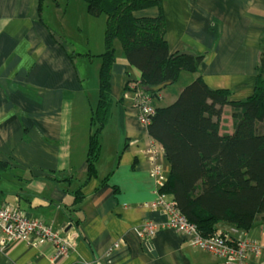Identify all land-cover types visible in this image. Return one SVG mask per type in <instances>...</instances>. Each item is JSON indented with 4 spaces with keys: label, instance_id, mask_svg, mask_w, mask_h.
<instances>
[{
    "label": "crops",
    "instance_id": "1",
    "mask_svg": "<svg viewBox=\"0 0 264 264\" xmlns=\"http://www.w3.org/2000/svg\"><path fill=\"white\" fill-rule=\"evenodd\" d=\"M44 1L0 0V206L22 210L72 243L55 264H225L193 247L168 228L165 213L148 207L154 184L143 153L146 131L134 93H123L141 74L122 53H116L111 78L116 120L112 114L102 130L97 174L84 184L98 87L88 84L77 57L70 60L55 40L62 36L45 22ZM162 12L170 51L203 56L198 74L209 88L228 89L235 100L251 94L264 52V0H164ZM139 15L152 17L157 9ZM190 75L192 82L197 74ZM232 129L227 106L220 132ZM78 188L83 197L75 202ZM147 221L158 226L146 242L154 256L138 235ZM249 235L261 252L245 264H264V224ZM53 252L47 242L37 248L0 244V264H52Z\"/></svg>",
    "mask_w": 264,
    "mask_h": 264
},
{
    "label": "trees",
    "instance_id": "2",
    "mask_svg": "<svg viewBox=\"0 0 264 264\" xmlns=\"http://www.w3.org/2000/svg\"><path fill=\"white\" fill-rule=\"evenodd\" d=\"M163 1L88 2L87 13L93 18L104 16L105 28L84 184L96 177L101 132L112 116L111 78L116 60L114 41L118 40L124 59L141 74L136 86L127 84L123 93L145 94L155 109L147 134L162 145L170 167L160 191L203 237H214L219 225L249 232L264 224V52L258 55L254 88L246 98L235 100L228 89L209 88L198 74L203 56L170 51ZM149 9H157V15H139ZM55 40L70 60L81 55L65 40ZM182 72L197 76L172 104L156 106L161 91L175 84ZM161 85L162 89H154ZM227 106L233 126L230 134L220 132ZM73 196L75 202L83 197L79 188Z\"/></svg>",
    "mask_w": 264,
    "mask_h": 264
},
{
    "label": "built area",
    "instance_id": "3",
    "mask_svg": "<svg viewBox=\"0 0 264 264\" xmlns=\"http://www.w3.org/2000/svg\"><path fill=\"white\" fill-rule=\"evenodd\" d=\"M134 105L137 109V120L146 131L142 143L143 153L148 164V175L154 184V199L149 204L152 211H161L167 215L168 228L185 236L190 244L199 249L204 255L221 257L225 264H245L249 257L259 256L261 249L248 231L232 226H218L214 237H203L194 224L190 223L179 211L175 202L160 191L170 172V167L165 161V153L161 144L150 138L147 134L155 109L151 99L145 94L134 95ZM158 226L152 221L145 222L139 229L138 235L143 243L155 236ZM0 244L24 242L33 248L43 243H50L53 247L51 263L69 254L73 245L68 240L59 236V233L49 226L29 217L18 208L8 205L0 206Z\"/></svg>",
    "mask_w": 264,
    "mask_h": 264
},
{
    "label": "rangeland",
    "instance_id": "4",
    "mask_svg": "<svg viewBox=\"0 0 264 264\" xmlns=\"http://www.w3.org/2000/svg\"><path fill=\"white\" fill-rule=\"evenodd\" d=\"M89 0H45L43 12L45 22L54 29L58 35L62 36L77 54H91L93 57H77L79 72L83 78L87 79L89 85L98 87L99 68L101 55L104 51L103 36L105 28V17L92 18L87 14ZM104 18V20H103ZM116 53H122L121 44L114 41ZM191 73H183L179 80L165 87L161 92L162 101L156 100V106H167L172 104L182 89L187 86ZM97 103V101H96ZM94 103V106H96ZM94 109V108H93ZM113 120H116V113L112 110ZM232 120V118H231ZM229 121V119H228ZM228 121H225L226 123ZM116 132L115 129H113Z\"/></svg>",
    "mask_w": 264,
    "mask_h": 264
},
{
    "label": "water",
    "instance_id": "5",
    "mask_svg": "<svg viewBox=\"0 0 264 264\" xmlns=\"http://www.w3.org/2000/svg\"><path fill=\"white\" fill-rule=\"evenodd\" d=\"M185 53H187V52H185ZM164 87V85H161V86H158V87H156V88H154L155 90H160V89H162ZM143 248H144V250L147 252V254L149 255V256H154L155 254H154V252H151L150 250H149V246L148 245H143Z\"/></svg>",
    "mask_w": 264,
    "mask_h": 264
},
{
    "label": "bare ground",
    "instance_id": "6",
    "mask_svg": "<svg viewBox=\"0 0 264 264\" xmlns=\"http://www.w3.org/2000/svg\"><path fill=\"white\" fill-rule=\"evenodd\" d=\"M253 257V256H252Z\"/></svg>",
    "mask_w": 264,
    "mask_h": 264
}]
</instances>
